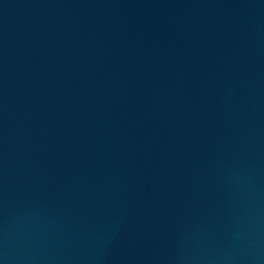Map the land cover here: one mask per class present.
<instances>
[{"label": "water", "instance_id": "1", "mask_svg": "<svg viewBox=\"0 0 264 264\" xmlns=\"http://www.w3.org/2000/svg\"><path fill=\"white\" fill-rule=\"evenodd\" d=\"M0 264H264V0H0Z\"/></svg>", "mask_w": 264, "mask_h": 264}]
</instances>
